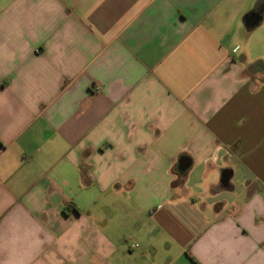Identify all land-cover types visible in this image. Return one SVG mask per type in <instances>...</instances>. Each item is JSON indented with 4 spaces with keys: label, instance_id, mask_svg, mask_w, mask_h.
<instances>
[{
    "label": "crops",
    "instance_id": "0c3cea01",
    "mask_svg": "<svg viewBox=\"0 0 264 264\" xmlns=\"http://www.w3.org/2000/svg\"><path fill=\"white\" fill-rule=\"evenodd\" d=\"M0 264H264V0H0Z\"/></svg>",
    "mask_w": 264,
    "mask_h": 264
},
{
    "label": "water",
    "instance_id": "95a60500",
    "mask_svg": "<svg viewBox=\"0 0 264 264\" xmlns=\"http://www.w3.org/2000/svg\"><path fill=\"white\" fill-rule=\"evenodd\" d=\"M191 163L188 161V159L184 158L180 161L179 165H178V171L181 174H186L188 172V170L190 169ZM232 173L225 171L222 175V180H221V184L224 188H228L229 187V182L231 179Z\"/></svg>",
    "mask_w": 264,
    "mask_h": 264
},
{
    "label": "rangeland",
    "instance_id": "374dc122",
    "mask_svg": "<svg viewBox=\"0 0 264 264\" xmlns=\"http://www.w3.org/2000/svg\"><path fill=\"white\" fill-rule=\"evenodd\" d=\"M220 180V179H219Z\"/></svg>",
    "mask_w": 264,
    "mask_h": 264
}]
</instances>
